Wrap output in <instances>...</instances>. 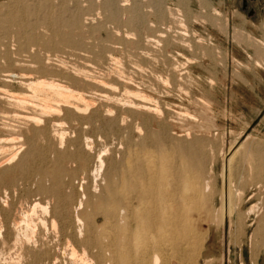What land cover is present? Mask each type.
I'll return each mask as SVG.
<instances>
[{"label": "rangeland", "instance_id": "rangeland-1", "mask_svg": "<svg viewBox=\"0 0 264 264\" xmlns=\"http://www.w3.org/2000/svg\"><path fill=\"white\" fill-rule=\"evenodd\" d=\"M112 1L113 2L115 1V3H113ZM249 7L254 8V14L252 15L248 14L247 8ZM263 8H264V0H250L248 2L246 9H243L241 7V0H107V1L106 0H0V90L3 91L5 89L3 91L5 92V94L0 93L1 97L4 96L2 98L0 97V99L4 100L5 96L7 95L5 98L6 101L4 100L5 102L0 100V110H1L0 111V130L2 131V132L0 131V136H1L0 146H2L6 142V139H8L6 144L2 146L3 148L0 147L1 148L0 149V159L8 156V154L10 153V150L11 151L15 150L18 147L21 148L19 149L20 153L18 154L17 159L15 158L14 161L11 162L10 164L4 163L3 165H1L0 172H3V171L6 172V170L8 171V169L10 172L11 169L9 167L11 166V164L13 165L16 162L22 160V157H24L25 154H26L25 157H27L28 151L30 152L29 154L33 152L31 156H29L28 154L29 157H27V159L30 161L29 162L30 164H27L25 162L23 164L24 166L19 169V170L22 169V171L23 169H25L26 171L27 168H29L30 173L28 170L25 173L24 171L23 172L19 171L17 172V175L14 178V182H13V179L8 183H2V181H0L1 183L0 187L2 188L0 189V196H1L0 197L1 199L0 200V208H1L0 211L4 213L3 209L5 208L8 209L7 217L9 216L8 218V220H10L9 223L14 224L12 223L13 221H15L13 219L18 220L22 218L23 209L24 210L30 209V207L32 206L31 203L33 202L32 199L35 200L34 202L37 201L43 205L48 204L50 211L57 208L56 207L53 209V207H55L54 203L56 204L59 203L58 198L56 197L55 191L59 189L60 186L59 185L55 186V183L52 181L53 176H51V173L56 172L55 168L57 167V165L59 166L60 163H61V166L62 165L69 166L73 162V161H70L71 160L70 156L72 155L71 153H73L74 149L76 148V145H77L76 138H78L79 134H81L80 130H82L80 127L74 128L79 121V120H76V118L81 119L79 118L81 113L80 112L76 113L77 111H75L74 113H71V110H70L72 109V111H74V107H75L74 105L76 104V102L81 103L82 100L77 98L78 96L74 95L75 98L73 96L65 97V95H60V94L55 95L54 92L53 93L50 92L49 94L48 93L49 91L48 92L40 91L41 93L38 91L35 93L38 95V97H36L37 95H35L32 92L33 91L32 89H28V86L26 88L24 81H22L23 80L22 77L23 76L31 77L32 75V77L35 79L42 78L44 80L47 79V81L49 80L50 82H53L52 79H54L55 73L57 74V76L55 75V78H56L60 74H61L60 76H63V74L67 72L66 74L67 77L63 76L59 78L60 77L59 76L58 81L57 79L56 80L54 79L55 80L54 84L56 86L58 85L62 86L61 85L63 84L61 83L63 82L62 79L65 80L66 78V81L64 83L65 85L64 84L63 85L67 86L68 88L71 85V87H73V89L70 88V90L72 89V92L80 90L77 92L78 94L85 95L84 91L85 92L87 91L86 95L89 93L88 94L89 96L88 95L87 96L91 98H88L87 96H85L86 102L88 103V105L86 106L87 109H85L86 112H84L83 114L88 115L90 113H87V111L88 112L91 111V113L94 114L93 117H95L96 116L95 113L98 111H101L99 110L100 108L102 109V111H106L105 113H107L106 115H104L105 113H102V111L101 113L98 112L99 114L97 113V116L93 118L92 124L95 123V126L93 125L94 128L92 132H95V134L97 133L96 135L99 136V143H101L102 145L99 144L98 148L99 149L107 148V152L108 151L110 152V154L108 152V156H105V157H109L108 162H110L111 160L114 161L113 158L121 157L120 155H122V153H125V151H126V154H123V155L128 157L130 154L129 158L131 159L133 158L131 156L134 153H137L138 151L141 152L142 156L145 155L146 152L148 155H145V156L147 157L148 156L153 157L154 155H157L158 152L154 151L153 148H151L153 147V142H152V145H150L151 144L150 140L152 139L148 138L149 141L147 140V142L148 143L150 142V143L146 145L150 148V150L148 148L146 149L145 146H143L144 148L141 147L142 138L140 136V133L137 130L138 128L136 129V126H135V123L140 116L137 122H142L146 126H152L151 128H159L161 126L160 129L162 131L172 132V130L173 131L177 130L178 132L183 133L185 138L183 136H181V138L184 140H187V142L189 141L193 142V149L197 153V157H199L200 160L201 159L204 160V161L202 160L201 161L205 165V169L207 172L206 176H208L207 177L208 179L211 178L209 179V181L211 180L210 188H209L211 190L210 191L211 195H209V199H207L206 203L204 202L203 204L201 203V205H200V201L196 202L197 204L199 203V205L196 207L197 204L196 203L194 204L193 213L190 210V215H192L194 218L195 217L197 218L199 215L197 219H193V217L191 216L192 218L191 221H193V223L191 222L193 224L192 230H194L195 228L197 232L194 230L195 232L193 233L194 234L197 233V235L192 236L193 234L190 233L191 235V236L189 235L190 237L187 236L183 239L179 238L175 240V242L166 241L162 243L161 244L162 251L160 250L157 253V256L159 258L153 255V253L148 254V255H141L139 254L141 253L139 249L137 250L135 249V251H132V252H127V255H124L126 253L122 254L124 251H122L123 249L121 248V245L118 244L117 242L115 244V248H116L115 249L112 241L111 240H110L111 242L109 241V239H112L115 237L116 232L118 233V230H117L118 226H116L115 223L114 224L112 223L110 225L111 222L106 223L105 225V222H102L103 217L98 215L96 221L100 224L101 228L100 227L97 228L96 226H93L96 224L93 221H91L92 219L91 218L90 221L93 222L94 224L93 225L91 224L92 226L87 224V226L88 225L89 227L91 226L89 228V230L91 231V232L89 231V237H91V240H95L96 237H99V239L97 238L96 240L97 241L99 240L98 243L100 244H103V242L106 240L103 244L104 246L101 245V247L103 249L105 246H107V249L105 251L108 254L105 253L106 255L104 256V258L105 259L112 258L108 260L109 262L108 264H113L115 262H117L115 264H264V242L262 241V239H264L263 238L264 231H261L259 239L257 236H255L254 239L250 238V236L248 237V233L250 232L252 233L253 229L256 227V223H252V222L255 220H260L261 217L263 220V222L261 223V229L264 230V217H263L264 216V11H263ZM25 9L28 11L26 12ZM18 10H20V12ZM5 17L6 19H4ZM51 17H53V19ZM59 17L61 18L58 20ZM75 17L79 18L80 22L81 21H84V22L75 24L74 23L76 21ZM59 21H61V23ZM70 23H72L74 26L72 25L73 26L72 27ZM30 24L31 26H29ZM23 25L29 28H26L24 30ZM35 26L36 28L38 26V28L41 31L39 32L38 31L39 29L38 28L36 29ZM30 27L31 28L33 27V28L31 29ZM21 29H23L24 32H26V30H29L31 32L32 30L33 31V33L31 32L32 35L34 34V35H38L39 37L41 36V44L40 42L39 43L37 42L36 44L34 43L35 41L31 43L29 42L30 45L33 46L34 48L39 46L38 48H36V51L38 52L34 51V49L31 46H28L29 44L27 43L31 38L30 36H28L29 40L27 39L26 41L23 40L24 36L27 33H25L24 35L22 33L23 30ZM70 30L72 32L74 31L73 36ZM29 31L27 32L30 34ZM41 32H42V35H40ZM21 33L23 37H21L22 36L20 35ZM44 33L45 35L47 33L49 34V35L48 34L46 35V39L44 38L45 37ZM68 33H71V34L69 35ZM63 36L66 37V40L67 38L72 40V44L70 43L71 41L69 42V40H67V42L70 45L66 42L65 39L64 40L60 39L61 37L64 38ZM60 41H61V44L63 42L62 44L63 46L65 45L63 47L65 51L63 48H61L62 45L58 46L60 45V43H58ZM48 42H49L48 44L49 49L47 47L45 48ZM64 42H66L68 45L64 44ZM40 46L42 47L41 49H40ZM52 46L54 47L51 48ZM24 47L26 48L24 49ZM28 48H29V51L31 50L30 53L28 51ZM44 48L46 51H44ZM38 49H40L42 52L39 53L40 51ZM59 49H61L60 50L61 52L62 51L65 53L67 52L69 54H64V53L60 54L61 53L60 51L57 52V50ZM48 50H50V52H53V53L55 52V53L54 54L49 53ZM27 51H28V54H27ZM46 52L49 55L52 54L49 57H51V60L53 59V61L55 59L57 61V59L64 57L63 59L61 58V61L59 62H63V61L64 63L66 62L65 65L64 63L60 64V66L62 65L61 66L62 68L58 66L59 67L58 69L56 65L58 61L56 63L55 61L54 62L52 61V63H54L52 64L49 57L47 58L48 55H46L47 54ZM31 53H33L32 54L33 56L30 55ZM34 54L37 57L41 55L42 61L39 60V58L37 59V57L35 59ZM100 54H101V57H103V59L100 57L98 58V55L100 56ZM55 55L58 56V58L53 57ZM108 58H110L111 60H109ZM112 59L113 60L115 59L116 61L114 60L112 62ZM45 60L46 61L48 60L47 61L48 63L45 62ZM38 61L42 63L40 64ZM70 61H71V64L69 63ZM59 62L57 63L58 65H59ZM37 63H38V66L36 65ZM73 63H75L77 66L75 64L73 65ZM98 63L103 64V65H100ZM105 63H107V66ZM31 64H34L32 66H36L37 70L40 66H43V65H44L43 66L44 68L46 67L49 70L51 68L53 69H51L52 71L51 70L48 71L47 69V72H46V69H44L43 67H40L42 70H44V72H40L41 69L39 68L40 69L38 70L40 72L39 73L34 67L31 66ZM97 64L100 66H98ZM84 65L85 67L87 65V68H89V69L86 68L87 71ZM91 65L94 66L95 68L97 66V70L100 68V71L102 72V74L100 73L99 70L97 71L95 69L94 71V67H91ZM55 66L56 68H54ZM68 66H70L69 68H73L74 71L70 72V70L72 69H68ZM74 66L76 67V69ZM105 66L106 67L109 66V69L112 67L113 68L110 69V71H108L109 69L106 70ZM80 67H84L85 72L84 71L82 72L81 69L83 68L78 69ZM138 67H140L141 70ZM55 69L56 71L59 70L58 72L61 71V73H57L53 71ZM90 69L93 70L94 72L92 73ZM104 69L108 73L106 72L104 74L105 72ZM118 69L122 72V74L124 73L123 74L124 76L122 74H119V77H118L119 79L117 78V76H118V73H121V72ZM63 70H65L64 71L65 73H63ZM88 70H90L92 74ZM76 71L80 72V74L79 73L77 74L79 76L81 75L80 77L76 75ZM81 72L83 76H85V78L82 76ZM113 73L115 74L113 75ZM8 74H10V76H7ZM69 74L70 76L71 75L72 76L70 77ZM86 74H90V75H86ZM94 74L99 77L101 76L102 79L103 78L105 79V77L108 74H111L112 76L108 75L109 79L108 77H106L107 79L105 80L107 81L105 83L107 84L110 83L112 87L117 86L116 88L112 90L114 92H112L111 90L103 89L105 87H103L102 85H100V88H101L100 89L98 84L96 82L94 83L92 79V76H94ZM50 75H53V76L51 77ZM152 76L155 77L156 79L153 78ZM90 77L91 79H88ZM157 77L158 79L160 78V81L161 80L162 81L160 82L157 79ZM162 77L163 79L166 77L164 80L168 79L167 82H163L164 80L161 79ZM71 78L72 80L73 79L74 80L72 81ZM78 78H81L82 83L83 81L84 83L87 82L85 81V79L88 80L89 84L87 82L85 83V85H80L82 83L80 79ZM122 78L127 79L128 81ZM145 78H147L148 80L150 79L149 80L150 82L149 81L147 82V79ZM144 79L145 81H143ZM56 81L57 83L59 82L61 84H56L55 83ZM67 81L69 82V84L67 83L66 85ZM130 82H132L133 84H131ZM137 82H140V83L142 82L143 84L138 83L140 84L138 85ZM20 83L22 84V86ZM93 83L94 85L93 87H91ZM161 83H163L162 84L163 86L161 85ZM96 84L98 87L96 86L94 88ZM149 84H150V87L154 89V91L153 89L149 91V88H150ZM153 84L155 85L154 86L155 88L152 87ZM156 84H158V86H156ZM134 85H136V87ZM144 85H148V86H144ZM74 86H75V90H74ZM78 86H80L81 88ZM140 86L143 87V89H141ZM24 87H25V90H24ZM126 88L131 91L133 89L135 90V88L137 90H139L140 88V90H143L145 94L151 96V97L149 96L151 98L150 99L151 103H153L155 99V102L153 104L155 103L157 104L158 102L159 106H163V110L164 109L165 110L167 109V110L166 111L164 110L161 116V115H158L146 109L137 110L136 108H133L131 106L132 105L131 102H128V101L131 99L134 100L133 97L131 96H135V95L133 93L129 94L130 91H128ZM156 88H157L156 90L157 92L155 91ZM161 88L166 89L167 92L169 91V93L165 92L166 90L164 91V89L162 90ZM81 89L83 90L82 91L83 93H80ZM93 90L94 92H92ZM117 90L119 91L117 92ZM160 90H162L163 94H160ZM23 92L28 93V95H26L27 101L29 100L28 97L30 98L32 93L34 94V95L32 94V96H35L36 99L35 97H33L34 98L33 99L31 96L33 101L30 98V101L28 102L25 101V104L19 105L18 103L14 104L15 102L11 100V98L13 99V97L8 95V94H16V93H20L19 95H21L23 94ZM99 92H100V95H99ZM103 92L104 94H102ZM110 92L112 93L116 92L115 94L117 95L118 100H117L116 95ZM125 92L126 94L124 95ZM150 92H153V93L151 94ZM119 93H120V96H119ZM23 95H25V93ZM45 95L46 97H49V95L51 97H49L48 99L46 97H43ZM52 96L54 97V99ZM92 96H94V99H92L93 98ZM105 96L107 97L105 98ZM125 96H127V98ZM42 97L45 100H43ZM122 97L123 98L125 97V99L123 100ZM51 98H52V102H50ZM46 99H48L47 103H50L52 105H55L57 103L55 106H58V108L56 107L57 108L56 111L50 110V113H49V116L51 115L50 117L46 116L47 114L44 115L43 108H45V106L42 105L41 107L40 105L41 103L42 104L46 103V102H43V101H46ZM89 100H91V103L89 102ZM161 100L164 102H162ZM35 101L37 105L34 104ZM53 101L54 102L59 101V102L53 103ZM74 101L76 102L73 103ZM92 101H95V102H92ZM115 101L116 103L114 104ZM6 102H11L12 106L10 103H9L10 106H7L8 103ZM58 103H60L61 105ZM82 103L84 104V102ZM97 103L99 104L98 106H96ZM63 104L66 106H64ZM108 104H111V105H108ZM114 105L115 107L113 108ZM179 105L181 108H179ZM38 106H40V108ZM88 106H90V108L92 109H90ZM122 106L123 107L125 106L126 108L125 107L123 108ZM64 107H66V109H64ZM102 107H104L105 109L107 108V109L104 110ZM111 108L113 110L115 109L114 111H117V110L118 111L114 112ZM129 108L130 109L133 108L132 110L134 113L131 111H129L128 113L127 110H129ZM22 109H24L23 111L25 113L26 112L30 113L33 111L32 113L34 114H32L33 116L31 115V117H37L43 120L41 121L39 119L36 121V124H35V121L24 119L23 117L16 118L18 116L20 117L23 114L30 116L28 113L25 114L23 113V111H20ZM33 109L35 110L37 109L39 113H36L37 110L34 111ZM58 109L59 111L60 110L62 111L59 112ZM178 109L183 112V115H180V118L177 119L176 117H178V115L176 111ZM68 110H70L71 115ZM94 111L96 112L94 113ZM139 111H141L142 113H140ZM18 112L19 114L17 115ZM108 112L114 113L113 114L114 118H113L112 113L109 114ZM123 113L125 114V116L123 115ZM188 113L190 115H188ZM76 114L77 115L80 114V115L76 116ZM144 114L147 115V116L145 115L146 118H143ZM149 114L152 117L149 116ZM170 114L171 116H169ZM14 115H15V118H13ZM108 115H109V119H108ZM68 116L69 118H67ZM72 116H74L75 118L73 119L70 118ZM148 116L151 117V121L149 120L150 118ZM116 117L118 118L116 119ZM133 117L135 118L132 121ZM102 118L105 121H103ZM114 119L115 121H113ZM118 119L119 121L117 123L116 120ZM175 119L177 122L175 121ZM2 120L4 121V123ZM94 120H96V122ZM15 121L16 123H14ZM18 121H21V123ZM22 121L23 122L26 121V123H23ZM52 121H53L52 123L53 125L51 124L50 126V123ZM58 121L59 123H57ZM109 121L111 122L109 123ZM148 121H150V123L152 124L154 122V124L152 125ZM157 121L159 123H161L162 121V123L159 124ZM171 121H173L174 123H172ZM119 122L121 123V128H120ZM9 123L10 124L14 123L12 124L14 126L9 125ZM147 123H149L150 125L149 124L147 125ZM7 124L10 126V129L7 127L8 126ZM46 124L47 125L49 124V125L46 127ZM106 124H109V128H108V125ZM156 124L159 126H155ZM4 125L6 127L5 129L3 128ZM98 125H101V126H98ZM38 126L40 129L38 128ZM60 126L62 127L61 130H60L61 128ZM66 126L70 127L69 128L70 130L67 129ZM25 127L27 130L25 129ZM133 127L136 129V131H134L135 129ZM165 127H166V130H165ZM50 128L53 129L51 132H49L51 130ZM63 128L66 134L64 133ZM119 128L120 130H118ZM66 129L69 131H67ZM37 130H38V133H37L38 135L36 134ZM46 130H48V132ZM39 131L40 132L45 131V134H43L44 132L39 133ZM53 131H57L59 137H60L59 135L60 132L64 133L63 143H67L66 145L64 144L65 146H63L62 143H61L62 144L61 146L59 142L60 141L59 137L55 136L56 137L55 138L54 136H52L54 135ZM187 131L191 133L188 136H185V133ZM73 132L74 134H71ZM197 133L200 135L197 136L196 135ZM31 134L32 135L34 134V136L32 137ZM67 134H69L70 137L69 135L67 136ZM205 134L207 136H205ZM66 136L67 138H65ZM201 136L203 138H201ZM34 137L36 138L33 139ZM52 137L56 139L55 143H54L55 139L53 140ZM66 139L69 141V143ZM8 141L11 143H8ZM201 141L202 142L205 141V142L202 143ZM104 142L106 143V145ZM103 143L105 146L103 145ZM251 143H253L252 146L248 147L250 146ZM56 144H58L59 147ZM72 144H74V147H75L74 149L73 147H71ZM112 144H114L115 147ZM122 145H124L123 148H122ZM131 146L134 147L137 150V152ZM253 146H255L254 147L255 149H253ZM34 147L36 148L34 149ZM61 147H64V148L68 147L67 148L68 150L65 148L66 153H64L65 151L62 152L64 148L62 149ZM112 147L114 149H112ZM116 147L118 148V150ZM130 147L132 149H130ZM167 147L169 150H171L169 146ZM196 147H198L199 150L196 149ZM32 148L34 150H32ZM56 148L57 149L59 148V150L55 151ZM139 148H142L144 151H141L142 149H139ZM69 149L72 152H70ZM126 149H128V151ZM151 149L154 152V154L151 151ZM131 150L133 151L135 150V151L134 152L132 151L133 152L132 153ZM251 150L252 151L254 150V151L251 152ZM60 151L62 152V154L64 153L63 155L65 156L67 154L68 156L67 159L65 158V156L62 157V154ZM117 151H119V155ZM199 151H201L202 153H200ZM55 152H57V155H55ZM59 152L62 158L59 156ZM249 152L250 154L253 153V156L251 154V157H250ZM3 153H5V155ZM42 156L45 158H43ZM114 156H117V157H114ZM133 156H135V154ZM57 157H60L58 159H61L63 161L65 158L66 159L64 161L65 163L64 162L57 163L59 160L54 159ZM47 158L49 159L47 160V162L48 164L50 163V165H48L46 162ZM40 159L41 160L43 159V160L41 161ZM52 160L55 162L57 161L55 165ZM113 161L110 163H114ZM42 162L45 163V166ZM66 162H69V163L66 164ZM41 164L43 165V167L41 166ZM72 164L70 166L74 165ZM46 165L48 167L47 170L51 169V171L49 170L47 172V170L45 169L47 168ZM30 166L32 168H30ZM39 167L40 169H43L45 167L44 168L45 170L43 169L42 171L43 172L46 171L47 173L51 172V173L47 175L46 172H44L46 174L45 177H43L44 175L39 176L40 174L43 173V172L41 173L40 172L41 170L39 169L40 171L39 170L38 171L40 172V174H38L39 172L36 170ZM211 167H212V171L210 173L209 171L211 170ZM27 172L29 173V175L27 174ZM208 172L210 173V175ZM1 177L2 175L0 174V180H1ZM49 178H51L50 181H49ZM75 182L77 183L78 179ZM9 183H12V184H9ZM43 183L44 185L45 184L46 185L42 186ZM3 184H6V185L3 186ZM52 185H54L57 189L55 187L52 188L51 187ZM77 186L78 187L80 186L79 183L77 184ZM45 187L52 188V189L47 188L48 192H46L47 189ZM39 188L41 191L43 190L47 194L43 191L41 192ZM72 189L73 188L70 187L69 189H67V191H71ZM52 190L54 192H52ZM80 191L81 190H79V192ZM221 193H222V196H219L221 195ZM45 196L47 198H45ZM4 197L6 198L5 200H4ZM220 197H223V198L221 199ZM54 200L55 201L57 200V201L54 202ZM208 201L210 202V204ZM6 203L7 204L9 203L10 205H12V208L9 204L7 205ZM222 203L223 205H221ZM5 204L8 207L3 206ZM202 205L203 206L205 205V206L203 207ZM2 206L5 208H2ZM215 206L217 208H219L220 206L219 212L214 211V208H216ZM228 206L229 208H231L230 210H231L232 215L230 216L234 215L232 217L233 219L232 221L229 219L230 216L228 215L226 216L227 211H229L227 210ZM252 206L254 208L252 211L253 213L252 214L247 213L248 215L247 214L243 215V218H244V221H243V218L241 217L242 213L244 214V211L245 210L247 211L248 208ZM9 207L13 210V211L10 210L12 213L9 211ZM91 207L92 206H90L89 209ZM232 207H233V210H232ZM57 209L59 210V208ZM205 210L207 211L206 213H205ZM38 211L39 212L41 211V212L39 213ZM96 211L97 210H95L92 207L90 209V212H91L90 215L96 213ZM241 211L243 212L241 213ZM37 212L39 213V215H43V212L42 210L39 209V207H38V210L36 211V215H38ZM236 212H239L238 214L240 215V217ZM19 214L21 215V218ZM235 214L238 216H236ZM15 217H18V219ZM202 217L203 219H201ZM215 217H216V220H215ZM1 218H2V213H0V219ZM58 218H59L58 226L60 228L62 227L61 225L64 224L63 228L65 230L70 229L69 228L70 224H67V222H64L66 221L65 217H58ZM239 218H242V220L240 219L241 222L238 221ZM222 219L223 221H221ZM67 220L69 221V219ZM229 222H231V224ZM101 223L102 225L104 224L103 229H102ZM250 223L252 224L250 225ZM114 225L116 227H114ZM83 226L84 228H87L86 224L85 225L83 224ZM110 226H113L111 230H110L111 228ZM206 226H209V232L207 233V236H198V234L202 233L200 231H203V232L207 231ZM48 227H49L48 233L50 232L48 234L50 235L48 236L49 237L48 239H50L52 236L51 232H53L51 230H53V228L50 225ZM106 227H110V228H106ZM91 228L93 229L91 230ZM96 232L99 234H96ZM109 232H111V234L115 232V234L111 235ZM90 233H93V234H90ZM100 234H101V237H102V234L106 236V237L105 236L102 237L103 242L101 241V237L99 236ZM95 235L97 236L95 237ZM108 235H110V238H107L109 237ZM104 238L106 239L104 240ZM74 239H72L73 242L76 240L77 241L72 244H74V247L76 246L75 248L76 250L78 249L77 250L78 253L82 254L83 243L81 242L80 239H76V237H74ZM97 241L95 242L97 243ZM64 242H65V239H63V243ZM106 242H108V245H106L107 244ZM65 244L66 243H64L63 246H66ZM39 247H40V250L38 247L35 249V251L33 248H31L32 253L30 252L28 256L26 254V259L28 263L25 262V264H31L35 261H37V263L42 264V262H40L41 259L39 260V258L42 257V260H43V251L41 250V245ZM92 248L97 249L95 247H92ZM111 248L115 250V252L114 250L113 251L111 250L113 253H115L113 255H112V252L108 250ZM36 250L39 251V254L40 253L42 254L38 255L37 253L38 251ZM67 251H70L69 246H67ZM34 252L36 255H34ZM130 253L131 255H129ZM12 255L14 256L15 252H13V254L9 256L7 255L8 258L6 254L3 255V257L0 254V260L2 258H5L6 260L3 262L5 264L9 263L10 260H11L10 262H12L13 259L15 261V262L13 261L15 264H18L17 261H19V263L21 262L20 260H17L18 258L16 257V255L15 257L17 259L15 257L13 258ZM27 257L30 259H28ZM106 257H109V258H106ZM156 258H158L157 262H156ZM30 260L33 262H31ZM24 261L26 260L24 259L20 264H23Z\"/></svg>", "mask_w": 264, "mask_h": 264}, {"label": "bare ground", "instance_id": "bare-ground-1", "mask_svg": "<svg viewBox=\"0 0 264 264\" xmlns=\"http://www.w3.org/2000/svg\"><path fill=\"white\" fill-rule=\"evenodd\" d=\"M107 1V0H106ZM22 2V1H21ZM110 2V1H109ZM113 2V1H112ZM111 3V2H110ZM113 3H115V1L113 2ZM22 5H24V4H22ZM105 5H107V4H105ZM114 6V5H113ZM23 8H24V6H23ZM19 9V8H18ZM23 10V9H22ZM26 10V9H25ZM19 12H20V10H18ZM28 10H26V12H27ZM21 13H22V11H21ZM27 14V13H26ZM29 14V13H28ZM22 15V14H21ZM131 15V14H130ZM51 16V15H50ZM53 16V15H52ZM54 17V16H53ZM53 17H51L52 19H53ZM56 17H58V16H56ZM77 17V16H76ZM75 17V18H76ZM92 17V16H91ZM48 18H50V17H48ZM61 17H59L58 18V20L60 19ZM84 18V17H83ZM4 19H6V17L4 18ZM74 19V18H73ZM85 19V18H84ZM83 19V20H84ZM9 20V19H8ZM63 20V19H62ZM64 20H66V19H64ZM75 20V19H74ZM93 20V19H92ZM30 21V20H29ZM40 21V20H39ZM55 21V20H54ZM72 21V20H71ZM60 23H61V21H59ZM69 22V21H68ZM81 22H84V21H81ZM80 22V19L79 18H76V21L74 22L75 24H79V23H81ZM28 23V22H27ZM57 23V22H56ZM62 23H63V21H62ZM73 23V22H72ZM72 23H70L71 24V26L73 25ZM89 24V23H88ZM22 25V24H21ZM60 25V24H59ZM25 25H23V28H24V30L26 29V28H29V27H24ZM28 26V25H27ZM29 26H31V24L29 25ZM32 26H34V25H32ZM39 26V25H38ZM38 26H37V28H38ZM69 26V25H68ZM70 26V27H71ZM74 26V25H73ZM72 26V27H73ZM22 27V26H21ZM20 27V28H21ZM44 27V26H43ZM59 27V26H58ZM19 28V29H20ZM31 28V27H30ZM33 28V27H32ZM31 28V29H32ZM35 28H36V26H35ZM36 28V29H37ZM79 28V27H78ZM39 29V28H38ZM42 29V28H41ZM72 29V28H71ZM21 30H23V29H21ZM24 30L22 31V33L25 35V33H27L25 36H30L31 38H30V40H29V37L27 38V37H25L24 36V39L23 40H25L26 41V39L27 40H29L28 41V43L27 44H29L28 46H31L30 45V43L31 42H34V43H36L37 44V42L39 43L40 42V44H41V36L39 37L38 35H32L31 34V32L33 33V31L31 30V32L29 31V30H26V32H24ZM48 30V29H47ZM27 31H29L30 32V34L27 32ZM39 32L41 31L40 29L38 30ZM55 31V30H54ZM71 31V30H70ZM48 32V31H47ZM67 32V31H66ZM72 32V31H71ZM74 32V31H73ZM73 32H72V36H73ZM22 33L20 34V35H22ZM46 33V32H45ZM45 33H44V38L46 39V35L48 34H46L45 35ZM60 34V33H59ZM67 34V33H66ZM69 35L71 34V33H68ZM40 35H42V32H41V34ZM49 35V34H48ZM56 35V34H55ZM64 35H65V33H64ZM76 35V34H75ZM21 37H23V35L21 36ZM20 37V38H21ZM49 37V36H48ZM64 38H60V39H65L66 40V37L65 36H63ZM51 38V37H50ZM54 38V37H53ZM149 38V37H148ZM58 39V38H57ZM59 39V40H60ZM73 39H74V37H73ZM75 39H76V37H75ZM67 40H69V42L72 44V40H70V39H68L67 38ZM67 40H66V42H67ZM49 41V40H48ZM57 41V40H56ZM55 41V42H56ZM155 41H157V40H155ZM30 42V43H29ZM46 42V41H45ZM66 42H64V44H67ZM76 42V41H75ZM22 43V42H21ZM42 43H43V41H42ZM57 43V42H56ZM58 43H60V45H58V46H61L62 44H63V42H62V44H61V41L60 42H58ZM33 44V43H32ZM48 44H49V42L46 44V46H45V48L47 47L48 48ZM54 44V43H53ZM69 44V43H68ZM67 44V45H68ZM106 44V43H105ZM24 45V44H23ZM22 45V46H23ZM35 45V44H34ZM43 45H45V44H43ZM43 45H42V47H43ZM50 45H52V44H50ZM49 45V46H50ZM55 45V44H54ZM70 45V44H69ZM26 46V45H25ZM37 46V45H36ZM57 46V45H56ZM65 46V45H64ZM63 45H62V47L61 48H63L64 47ZM33 49H34V51H36V48H38L39 46H37L36 48H34L33 46H31ZM41 46H40V49L42 48ZM54 46H52L51 48H53ZM26 47H24V49H25ZM31 48V49H32ZM45 48H44V51H46L45 50ZM56 48V47H55ZM54 48V49H55ZM60 48V47H59ZM32 49V50H33ZM40 49H38L40 52L39 53H41L42 51L40 50ZM49 49V48H48ZM57 49V48H56ZM64 49V48H63ZM66 49H67V47H66ZM69 49V48H68ZM52 50V49H51ZM61 49H59V50H57V52L58 51H60ZM73 50V49H72ZM26 51V50H25ZM28 51H29V48H28ZM28 51H27V54H28ZM49 51V53H53V52H50V50H48ZM47 51V52H48ZM54 51V50H53ZM64 51H65V49H64ZM70 51V50H69ZM31 52V50L29 51V53ZM33 52V51H32ZM36 52H38V51H36ZM35 52V53H36ZM46 52V53H47ZM61 52V51H60ZM59 52V53H60ZM55 53V52H54ZM53 53V54H54ZM58 53V54H59ZM62 53H64V54H69V53H65V52H61L60 54H62ZM103 53V52H102ZM33 53H31L30 55L31 56H33L32 55ZM59 54V55H60ZM99 54V53H98ZM46 55H48L47 56V58L49 57V56H51L52 54H46ZM109 55V54H108ZM27 56H29V55H27ZM42 56H43V54H42ZM45 56V55H44ZM61 56H63V55H61ZM68 56V55H67ZM104 56V55H103ZM34 57H35V59H36V55L34 54ZM53 57H57L58 58V56H53ZM52 57V58H53ZM71 57V56H70ZM102 58L103 59V57H101V54H100V56L98 55V58ZM107 57H109V56H107ZM107 57H105V58H107ZM33 58V57H32ZM39 58V60H41L42 61V59H41V55L40 56H38L37 57V59ZM62 58V57H61ZM61 58H59V59H57V61L59 62V61H61ZM64 58V57H63ZM62 58V59H63ZM49 59L51 60V57H49ZM65 59H67V58H65ZM109 60H111L110 58H108ZM107 59V60H108ZM99 60V59H98ZM105 60V59H104ZM115 60V59H114ZM113 59H112V62L114 61ZM34 61V60H33ZM48 61V60H47ZM46 60H45V62H47ZM52 61H53V59L51 60V63H52ZM55 61V63L57 62L56 61V59L54 60ZM53 61V62H54ZM66 61V60H65ZM72 61V60H71ZM71 61L69 62L70 64H71ZM116 61V60H115ZM118 61V60H117ZM35 62H37V61H35ZM39 62V61H38ZM57 62V63H58ZM68 62V61H67ZM106 62V61H105ZM111 62V61H110ZM40 63V62H39ZM42 63V62H41ZM40 63V64H41ZM48 63V62H47ZM56 63V65H57V68L59 69V67L58 66H60V64H62V63H64V61L63 62H59V65ZM66 63V62H65ZM65 63H64V65H65ZM102 63V62H101ZM39 64V65H40ZM52 64H54V63H52ZM68 64V63H67ZM75 63H73V65H74ZM89 64V63H88ZM87 64V65H88ZM98 64H100V63H98ZM97 64V65H98ZM106 64V66H107V63H105ZM117 64H119V63H117ZM117 64H115V65H117ZM32 65H34V64H31V66ZM37 66H38V63L36 64ZM46 65V64H45ZM69 65V64H68ZM72 65V66H73ZM76 65V64H75ZM87 65H86V67H85V65H84V67H85V69L87 68ZM100 65H103V64H100ZM100 65H98V66H100ZM109 65V64H108ZM168 65V64H167ZM44 66V65H43ZM43 66H40V67H43ZM50 66V65H49ZM54 66V65H53ZM62 66V65H61ZM60 66V68H62ZM77 66V65H76ZM105 66V67H106ZM114 66V65H113ZM32 67H34L35 69L37 68L36 66H32ZM39 67V68H40ZM51 67V66H50ZM70 66H68V69H72V70H70V72L71 71H74L73 70V68H69ZM75 67V66H74ZM84 67H80V68H78V69H81V68H83V69H81L82 70V72L84 71L85 72V69H84ZM91 67H94V66H92L91 65ZM90 67V68H91ZM104 67V68H105ZM115 67V66H114ZM169 67V66H168ZM38 68V70H40ZM44 68V67H43ZM54 68H56V66L54 67ZM66 68V67H65ZM102 68V67H101ZM113 68V67H112ZM112 68H110V69H112ZM139 69H140V67H138ZM44 69H46V72H47V69L48 68H44ZM51 69H53V68H51ZM50 69V70H51ZM57 69V70H58ZM63 69H64V67H63ZM67 69V68H66ZM65 69V70H66ZM75 69H76V67H75ZM77 69V70H78ZM87 69H89V68H87ZM87 69H86V71H87ZM95 69L97 70V66H96V68L94 67V71H95ZM109 69V66L108 67H106V70H108ZM110 69L108 70V71H110ZM136 69V68H135ZM37 70V69H36ZM37 70V71H38ZM49 69H48V71H50ZM65 70H63V73H65L64 71ZM81 70H79V71H81ZM91 70V69H90ZM90 70H88V71H90ZM99 71H100V68L98 69ZM97 70V71H98ZM102 70V69H101ZM105 69H104V74L107 72ZM119 70V69H118ZM141 70V69H140ZM52 71V70H51ZM53 71H55V72H57V73H61V71L60 72H58V71H56V69L55 70H53ZM92 71V73L94 72L93 70H91ZM91 71H90V73H91ZM112 71V70H111ZM120 71V70H119ZM39 72V71H38ZM40 72H44V70H42L41 69V71ZM39 72V73H40ZM82 72H81V74H82ZM113 72V71H112ZM117 72V71H116ZM121 72V71H120ZM136 72V71H135ZM50 73V72H49ZM54 73V72H53ZM80 74V72H77L76 71V75L77 74ZM89 73V72H88ZM91 73V74H92ZM97 73V72H96ZM99 73V72H98ZM100 73L102 74V72L100 71ZM108 73V72H107ZM170 73V72H169ZM30 74V73H29ZM67 72L65 73V74H63V76L64 77H67ZM75 74V73H74ZM101 74H99V75H101ZM103 74V75H104ZM115 73H113V75H114ZM119 74H122V72L121 73H118V76L117 75H115V76H117V78L119 77ZM124 74V73H123ZM122 74V75H123ZM55 75L57 76V74L55 73ZM55 75H54V79L56 80L57 79V81H58V77L61 75H59L58 77H56L55 78ZM86 75H90V74H86ZM102 75V76H103ZM108 75H111V74H108ZM106 76V77H108V79H109V76ZM144 75V74H143ZM6 76V75H5ZM7 76H10V74H8ZM12 76V75H11ZM27 76V75H26ZM51 77L53 76V75H50ZM63 76H60L59 78H61V77H63ZM69 76H70V74H69ZM72 76V75H71ZM70 76V77H71ZM75 76V75H74ZM78 77H80L79 75H77ZM82 76H83V74H82ZM105 76V75H104ZM112 76V75H111ZM124 76V75H123ZM141 76V75H140ZM148 76H149V74H148ZM22 77V76H21ZM31 77H32V75H31ZM31 77H22L23 78V80L22 81H24V84L26 85V88H27V86H28V89H32V90H30V91H32L34 94L36 93V92H40V91H42V92H48L49 94H50V92L51 93H53L54 92V94L56 95H58V94H60V95H65V97L66 96H73L74 97V95L75 96H78L77 98H79V99H81L82 101H81V103H77L76 101H74L73 103H75L76 102V104L74 105L75 107H74V111H72V109H70L71 110V113H74L75 111H77L76 113H78V112H80L81 113V115H80V117L79 118H81V119H78V118H76V120H79L78 121V123L76 124V126L74 127V128H78V127H80L82 130H80L81 132V134H79L78 132V134H79V136H78V138H76V140H77V145H76V148L74 147V144H72V146L71 147H73V149H74V152L73 153H71L72 155L70 156L71 157V160L70 161H73L72 163L74 164H72L73 166H65V165H62L61 166V163H60V165L58 166L57 165V167L55 168L56 169V172L55 173H51V172H49V173H51V176H53V182L55 183V186H57V185H59L60 186V188H59V186H58V188L59 189H57L54 185H52L51 187L53 188V187H55L57 190L55 191L56 192V197L58 198V204H56V203H54L55 205V207H53V209L54 208H59V210L56 208V209H54V210H52V211H50L49 210V205L47 204V205H43V204H41L40 202H34L35 200H33L32 199V206L30 207V209H28V210H24L23 209V214H22V218H21V215H20V218L21 219H18V217H15V218H17L18 220H16V219H13V220H15V221H13L12 223H14V224H10L9 223V221L10 220H8V218H9V216L7 217V213H8V209L7 208H5V207H3V206H7L6 204L5 205H3L2 206V208H5V209H3L4 210V213L2 212V211H0V213H2V218L0 219V254L2 255V257H3V255H5L6 254V256L8 255H11V254H13V252H15V255H16V257L18 258H16L15 257V255L13 256V258L15 257L17 260H20L21 262L25 259L26 261H24L23 262V264H25V262L26 263H28L27 262V259H26V254H27V256L30 254V252H31V248H33L34 249V251H35V249L38 247L39 248V250H40V245H41V250L43 251V260H42V257H40L39 258V260L41 259V261L40 262H42V264H108L109 262H108V260H110V259H112V258H110V259H105L104 258V256L106 255L105 253H107L105 250L107 249V246H105L103 249H102V247H101V245L102 246H104L103 244H104V242L106 241L105 239L106 238H104V242H103V240H102V237L103 236H105L104 234H102V237H101V234L99 235L100 237H101V241L103 242V244H100V243H98L99 242V240L97 241L96 239L98 238L99 239V237H96L97 235H95V237H96V239L95 240H91V237H89V228L95 223L96 225H93V226H96L97 228L98 227H100L101 228V226H100V224L96 221V219H97V216L98 215H100V216H102L103 217V221L102 222H105V225H106V223H109V222H111L110 223V225L113 223H115V225L116 226H118V233L116 232V235H115V237L114 238H112V239H109V241L111 240L112 241V243H113V246H114V248H115V244L118 242V244H120L121 245V248L123 249L122 251H124L122 254H124V253H126V254H124V255H127V252H132V251H135V249L137 250V249H139L140 251H141V253H139V254H141V255H148V254H151V253H153V255H155V256H157V253L161 250L162 251V246H161V244L162 243H164V242H166V241H174L175 242V240H177V239H179V238H185V237H187V236H189L190 235V233H192L193 235L192 236H194V235H197V233L196 234H194L193 232H197V230H195V228H194V230H192V223H193V221H191V216L192 215H190V210L192 211V213L194 212L193 210V208H194V204L196 203V202H199L200 201V205H201V203L203 204V202L204 203H206V201H207V199H209V195H211L210 194V182H211V180L209 181V179H211V178H207L208 176H206V174H207V172H206V169H205V165L203 164V162L202 161H204V160H200L199 159V157H197V153L195 152V150L193 149V142H191V141H189V142H187V140H184V139H182L181 138V136H183L184 137V135H183V133H180V132H178L177 130L175 131H173L172 130V132L171 131H168V132H166V131H162L161 129H160V127L159 128H151L152 126H146L145 124H143L142 122H137L138 120H139V118H140V116H139V118H138V120L136 121V123H135V126H136V129L138 130V132L140 133V136H141V138H142V143H141V147L142 148H144L143 146H145L146 147V149L148 148L149 150H150V148L148 147V146H146V145H148L150 142H151V144L150 145H152V142H153V147H151V148H153V150L154 151H156V152H158L157 153V155H154L153 157H151V156H145V155H148L147 154V152H146V154L145 155H143L142 156V154H141V152L140 151H138L137 152V150L134 148V147H132L133 149H135L136 150V152L137 153H134L135 154V156H131V157H133L132 159L131 158H129V156H130V154L129 153H127V154H129V156L128 157H126V156H124L123 154H126V151H125V153H122V155H120L121 157H117V156H114V157H117V158H113L114 159V161L113 160H111V158H110V162H114V163H110V162H108L109 161V157H105V156H108V152H107V148H105V149H99L98 148V146H99V144L100 145H102L101 143H99V136H97L96 134H95V132H92V130H93V125L95 126V123L94 124H92V120H93V118H95L96 116H97V113L99 112V113H101V111H102V109L100 108L99 110H101V111H98V112H96V111H94V113L96 114V116L95 117H93V113H91V111H87V113H90V114H88V115H84L83 113L84 112H86L85 111V109H87V105H88V103L86 102V97L85 96H87L86 95V92L84 91V93H85V95L84 94H78L77 92L78 91H80V90H78V91H74L75 90V86H74V92H72V89H73V87H71V85H70V87L68 88L67 86H64L65 84V81H66V78H65V80L64 79H62L63 80V82H61V83H63V84H61V83H57V81L55 82L56 84H61L62 86H60V85H58V86H56L55 84H54V79H52L53 80V82H50L49 80L47 81V79L46 80H44V79H35V78H31ZM69 77V78H70ZM84 78H85V76H83ZM101 77V76H100ZM99 76H96L95 74H94V76H92V79H93V81H94V83L96 82L97 84H98V86H99V88H100V85H102L103 87H105V88H103V89H107V90H113L114 88H116V87H112V85H110V83L109 84H107V83H105L107 80H105V79H107L106 77H105V79L103 80L102 79V77L100 78ZM127 77V76H126ZM153 77V76H152ZM159 77V76H158ZM158 77H157V79H158ZM9 78V77H8ZM11 78V77H10ZM73 78H75V77H73ZM77 78V77H76ZM87 78V77H86ZM114 78H116V77H114ZM113 78V79H114ZM121 78V77H120ZM129 78V77H128ZM142 78V77H141ZM144 78V77H143ZM153 78H155V77H153ZM166 78V77H165ZM164 78V79H165ZM168 78V77H167ZM50 79V80H51ZM78 79H80V81H81V83H82V80H81V78H78ZM88 79H91V77L90 78H88ZM119 79V78H118ZM122 79H124V78H122ZM121 79V80H122ZM132 79V78H131ZM145 79H147V78H145ZM145 79L143 80V81H145ZM156 79V78H155ZM155 79H154V81H155ZM161 79H163V77L161 78ZM163 79V80H164ZM21 80V79H20ZM67 80H68V78H67ZM71 80H72V78H71ZM71 80H70V82H71ZM74 80V79H73ZM72 80V81H73ZM124 80H126V81H128L127 79H124ZM150 80V79H149ZM148 79H147V82L149 81ZM159 81H160V78L158 79ZM168 80V79H167ZM167 80H164L163 82H167ZM75 81H77V80H75ZM79 81V80H78ZM85 81H87L88 82V84H89V81L88 80H86L85 79ZM114 81V80H113ZM137 81V80H136ZM140 81V80H139ZM142 81V80H141ZM162 81V80H161ZM160 81V82H161ZM87 82H85V83H87ZM91 82V81H90ZM110 82V81H109ZM135 82V81H134ZM150 82V81H149ZM156 82H158V81H156ZM67 83L69 84V82L67 81L66 82V85H67ZM76 83V82H75ZM78 83H80V82H78ZM77 83V84H78ZM85 83H84V81H83V83L82 84H80V85H85ZM94 83L92 84V86L91 87H93V85H94ZM131 84H133L132 82H130ZM136 83V82H135ZM134 83V84H135ZM138 83H140V82H137V84ZM151 83H153V82H151ZM150 83V84H151ZM169 83V82H168ZM21 84V83H20ZM70 84H72V83H70ZM97 84L94 86V88L97 86ZM112 84V83H111ZM130 84V85H131ZM136 84V85H137ZM140 84H143L142 82L140 83ZM140 84H138V85H140ZM147 84V83H146ZM150 84H149V87H150ZM163 83H161V85H162ZM73 85H75V84H73ZM90 85H91V83H90ZM89 85V86H90ZM136 85H134L135 87H136ZM165 85V84H164ZM21 86H22V84H21ZM24 86V85H23ZM97 86V87H98ZM144 86H148V85H144ZM155 85L153 84V86L152 87H154ZM156 86H158V84H156ZM163 86V85H162ZM77 87V86H76ZM78 87H80V86H78ZM137 87H139V86H137ZM141 87V86H140ZM169 87V86H168ZM70 88H72L71 90H70ZM81 88V87H80ZM79 88V89H80ZM84 88V87H83ZM82 88V89H83ZM88 88V87H87ZM125 88V87H124ZM148 88V87H147ZM155 88V87H154ZM2 89V88H1ZM27 89V90H28ZM76 89H78V88H76ZM81 89V92L80 93H83L82 91L84 90H82ZM101 89V88H100ZM127 89V88H126ZM141 89H143V87H141ZM151 89H153V88H149V91L151 90ZM162 90L164 89V88H161ZM168 89V88H167ZM5 90V89H4ZM3 90V91H4ZM24 90H25V87H24ZM26 90V91H27ZM86 90V89H85ZM128 90V89H127ZM126 90V91H127ZM134 90V89H133ZM131 91V90H128V91H130L129 92V94L130 93H133L135 96H131V97H133V99L134 100H129L128 102H131V106L133 107V108H136L137 110L138 109H146V110H149V111H151V112H154V113H156V114H158V115H161L162 116V114H163V111L165 110H163V106H159L158 105V102H157V104L155 103V104H153L154 102H155V99H154V102L153 103H151L150 101V95H147V94H145L144 93V91L143 90H140V88H139V90H137L136 88H135V90L134 91ZM147 90V89H146ZM145 90V91H146ZM157 90V88L155 89V91ZM162 90H160V94H163L162 93ZM166 89H164V91H165ZM2 90H0V93L1 94H5V92H3ZM100 91V90H99ZM116 91V90H115ZM119 90H117V92H118ZM149 91H147V92H149ZM153 91H154V89H153ZM163 91V92H164ZM77 94H76V93ZM92 92H94V90L92 91ZM97 92V91H96ZM112 92H114V91H112ZM112 92H110V93H112ZM123 92V91H122ZM157 92V91H156ZM165 92H167V90L165 91ZM8 93V92H7ZM25 93V95H23ZM32 93V94H33ZM41 93V92H40ZM109 93V92H108ZM116 93V92H115ZM115 93H112V94H115ZM151 94L153 93V92H150ZM167 93H169V91L167 92ZM18 94V95H17ZM20 93H16V94H8L9 96H11V97H13V99L11 98V100L13 101V102H15L14 104H21V105H23V104H25V101H27V96L26 95H28V93H26V92H23V94H21V95H19ZM30 94V93H29ZM32 94H31V96H32ZM33 94V95H34ZM96 94H98V93H96ZM95 94V95H96ZM102 94H104V92L102 93ZM101 94V95H102ZM121 94H123V93H121ZM126 94V92L124 93V95ZM132 94V95H133ZM155 94V93H154ZM157 94V93H156ZM35 95H37V94H35ZM41 95V94H40ZM52 95V94H51ZM99 95H100V92H99ZM105 95H107V94H105ZM116 95V94H115ZM7 96V95H6ZM6 96H5V98H6ZM30 96V95H29ZM31 96H30V98H31ZM89 96V95H88ZM87 96V97H88ZM97 96V95H96ZM103 96V95H102ZM113 96V95H112ZM119 96H120V93H119ZM130 96V95H129ZM150 96V97H149ZM164 96V95H163ZM162 96V97H163ZM1 97V96H0ZM2 97H4V96H2ZM1 97V98H2ZM33 97H35V96H32V98ZM36 97H38V95L36 96ZM36 97H35V99H36ZM41 97V96H40ZM43 97H46V95L45 96H43ZM43 97H42V99H43ZM49 97H51L50 95H49ZM49 97H46V98H48L49 99ZM53 97V96H52ZM72 97V98H73ZM93 98L92 99H94V96H92ZM107 96H105V98H106ZM109 97V96H108ZM116 97H117V95H116ZM126 98H127V96H125ZM125 97L123 98V100L125 99ZM135 97V98H134ZM167 97V96H166ZM5 98H4V100H5ZM10 98V97H9ZM30 98L28 97V101H30ZM31 98V99H32ZM62 98H64V97H62ZM75 98V97H74ZM88 98H91V97H88ZM100 98H102V97H100ZM110 98H111V96H110ZM155 98V97H154ZM158 98V97H157ZM34 99V98H33ZM33 99H32V101H33ZM39 99V98H38ZM41 99V98H40ZM48 99H46V101H43V100H45V99H43L42 101L43 102H46V103H41L40 105H41V107H42V105L43 106H45V108H43V113H44V115L45 114H47L46 116H49V113H50V110H57V108H58V106H55L57 103L56 102H59V101H53V103H56L55 105H52V104H50V103H47V100ZM53 99H54V97H53ZM59 99V98H58ZM67 99H69V98H67ZM95 99H96V97H95ZM104 99V98H103ZM113 99V98H112ZM129 99V98H128ZM0 100H2V99H0ZM4 100H2L3 102H5ZM10 100V99H9ZM56 100V99H55ZM65 100V99H64ZM63 100V101H64ZM102 100V99H101ZM106 100V99H105ZM108 100H109V98H108ZM107 100V101H108ZM117 100H118V97H117ZM116 100V101H117ZM122 100V101H123ZM153 100V99H152ZM158 100V99H157ZM163 100V99H162ZM161 100V101H162ZM27 101V102H28ZM38 101V100H37ZM67 101V100H66ZM65 101V102H66ZM71 101V100H70ZM104 101V100H103ZM116 101L114 102V104L116 103ZM120 101V100H119ZM159 101H160V99H159ZM12 102V103H13ZM49 102V101H48ZM50 102H52V98H51V101ZM69 102V101H68ZM72 102V101H71ZM70 102V103H71ZM82 102H84V104L82 103ZM89 102L91 103V100H89ZM92 102H95V101H92ZM124 102V101H123ZM162 102H164V101H162ZM173 102V101H172ZM6 103H8L7 104V106H10L9 105V103L11 104V102H6ZM29 103H31V102H29ZM39 103H40V101H39ZM67 103V102H66ZM69 103V104H70ZM72 103V104H73ZM105 103V102H104ZM109 103V102H108ZM112 103V102H111ZM4 104V103H3ZM34 104H36V101L34 102ZM58 104H60V103H58ZM93 104V103H92ZM96 104V103H95ZM103 104V103H102ZM121 104H123V103H121ZM129 104V103H128ZM172 104H174V103H172ZM6 105V104H5ZM18 105V106H19ZM29 105V104H28ZM37 105V104H36ZM39 105V104H38ZM61 105V104H60ZM64 105V104H63ZM68 105V104H67ZM90 105V104H89ZM99 104L97 103V105L96 106H98ZM105 105V104H104ZM104 105H102V106H104ZM108 105H111V104H108ZM107 105V106H108ZM124 105H125V103H124ZM130 105V104H129ZM161 105V104H160ZM176 105V104H175ZM11 106H12V104H11ZM27 106V105H26ZM64 106H66V105H64ZM73 106V105H72ZM165 106H167V105H165ZM178 106V105H177ZM13 107H15V106H13ZM16 107H17V105H16ZM23 107V106H22ZM25 107V106H24ZM32 107V106H31ZM39 108H40V106H38ZM57 107V108H56ZM86 107V108H85ZM89 108H90V106H88ZM94 107V106H93ZM101 107V106H100ZM115 107V105L113 106V108ZM117 107V106H116ZM123 107V106H122ZM125 107V106H124ZM123 107V108H124ZM126 107H127V105H126ZM125 107V108H126ZM169 107V106H168ZM21 108V107H20ZM26 108H28V107H26ZM39 108H38V110H39ZM99 108V107H98ZM104 110H106L104 107H102ZM120 108H121V106H120ZM132 108V109H133ZM179 108H181L180 107V105H179ZM61 109V108H60ZM64 109H66V107H64ZM69 109V108H68ZM90 109H92V108H90ZM112 109V108H111ZM110 109V110H111ZM117 109V108H116ZM132 109H130L129 108V110H127L128 111V113H129V111H131V112H133V110ZM135 109V110H136ZM184 109V108H183ZM24 109H22V110H20V111H23ZM34 111H36L35 109H33ZM37 110V112L36 113H39V111ZM70 110H68L69 111V113H70ZM94 110V109H93ZM113 110V109H112ZM111 110V111H112ZM115 110V109H114ZM113 110V111H114ZM126 110V109H125ZM136 110V111H137ZM145 110V111H146ZM167 110V109H166ZM165 110V111H166ZM1 111V110H0ZM16 111V110H15ZM19 111V112H20ZM25 111H26V109H25ZM28 111V110H27ZM49 111V112H48ZM54 111V112H55ZM58 111H59V109H58ZM60 111H62V110H60ZM59 111V112H60ZM112 111V112H113ZM118 111V110H117ZM117 111H114V112H117ZM122 111H124V110H122ZM142 111V110H141ZM141 111H139L140 113H142ZM145 111H143V112H145ZM171 111V110H170ZM169 111V112H170ZM4 112V111H3ZM19 112L17 113V115L19 114ZM30 112V111H29ZM33 112V111H32ZM32 112H30V113H28V112H24L23 111V113H25V114H29L30 116H27V115H24L23 113V115H21L20 117L18 116V117H16V118H21V117H23L24 119H29V120H32V121H35V124H36V121L37 120H39L40 118H37V117H31V115L32 114H34V113H32ZM67 112V111H66ZM65 112V113H66ZM106 111H102V113H105ZM112 112H110V113H112ZM175 112V111H174ZM6 113V112H5ZM42 113V114H43ZM56 113H58V112H56ZM71 113H70V115H71ZM86 113V114H87ZM98 113V114H99ZM109 113V112H108ZM109 113V114H110ZM125 113H127V112H125ZM134 113V112H133ZM149 113V112H148ZM147 113V114H148ZM172 113V112H171ZM176 113H177V115H178V117H176L177 119L178 118H180V115H183V112L181 111V110H177L176 111ZM186 113H187V111H186ZM16 114V113H15ZM21 114V113H20ZM41 114V113H40ZM53 114H55V113H53ZM107 113H105L104 115H106ZM114 113H112V115H113ZM166 114V113H165ZM167 114H168V112H167ZM184 114H185V112H184ZM13 115V114H12ZM38 115V114H37ZM36 115V116H37ZM44 115H42V116H44ZM63 115V114H62ZM73 115V114H72ZM79 115H77L76 114V116H79ZM123 115L125 116V114L123 113ZM130 115V114H129ZM132 115V114H131ZM137 115V114H136ZM135 115V116H136ZM140 115V114H139ZM145 115L146 114H144V117L143 118H146L145 117ZM188 115H190L189 113H188ZM33 116V115H32ZM51 116V115H50ZM49 116V117H50ZM67 116V115H66ZM116 116V115H115ZM133 116H134V114H133ZM143 116V115H142ZM147 116V115H146ZM149 116H151L150 114H149ZM148 116V117H149ZM165 116V115H164ZM169 116H171V114L169 115ZM174 116V115H173ZM172 116V117H173ZM191 116H193V115H191ZM41 117V116H40ZM100 117V116H99ZM103 117H105V116H103ZM107 117V116H106ZM112 117V116H111ZM121 117V116H120ZM127 117V116H126ZM128 117H130V116H128ZM152 117V116H151ZM151 117H149L150 119V121H151ZM160 117V116H159ZM190 117V116H189ZM3 118V117H2ZM13 118H15V115H14V117ZM66 118V117H65ZM67 118H69V116L67 117ZM70 118H75L74 116H72V117H70ZM113 118H114V115H113ZM118 117H116V119H117ZM124 118V117H123ZM134 118L135 117H133V119H132V121L134 120ZM142 118V117H141ZM155 118V117H154ZM171 118V117H170ZM185 118V117H184ZM193 118V117H192ZM48 119V118H47ZM97 119H98V117H97ZM96 119V120H97ZM101 119V118H100ZM103 119V118H102ZM108 119H109V115H108ZM107 119V120H108ZM125 119V118H124ZM129 119V118H128ZM127 119V120H128ZM157 119V118H156ZM169 119V118H168ZM19 120V119H18ZM22 120V119H21ZM41 120V119H40ZM43 120V119H42ZM41 120V121H42ZM67 120V119H66ZM65 120V121H66ZM96 120H94L95 122H96ZM120 120H121V118H120ZM126 120V119H125ZM181 120V119H180ZM3 121V120H2ZM1 121V122H2ZM6 121V120H5ZM9 121V120H8ZM7 121V122H8ZM11 121V120H10ZM17 121V120H16ZM16 121L14 122V123H16ZM40 121V122H41ZM46 121V120H45ZM103 121H105L104 119H103ZM102 121V122H103ZM113 121H115V119L113 120ZM117 121V123H118V121H119V119L118 120H116ZM132 121H130V122H132ZM142 121H143V119H142ZM145 121V120H144ZM150 121H148L149 123H150ZM168 121V120H167ZM175 121H176V119H175ZM190 121V120H189ZM18 122H20L21 123V121H18ZM17 122V123H18ZM23 122V121H22ZM39 122V121H38ZM74 122V121H73ZM76 122V121H75ZM99 122V121H98ZM111 121H109V123H110ZM127 122V121H126ZM147 122V121H146ZM158 122V121H157ZM172 123H174L173 121H171ZM177 122V121H176ZM3 123H4V121H3ZM14 123H12V124H14ZM23 123H26V121H24ZM53 123V121L50 123V126H51V124ZM57 123H59V121L57 122ZM101 123V122H100ZM107 123V122H106ZM112 123H114V122H112ZM120 123V122H119ZM134 123V122H133ZM145 123V122H144ZM149 123H147V125L149 124ZM156 123V122H155ZM159 123V122H158ZM157 123V124H158ZM161 123H162V121H161ZM161 123H159V124H161ZM164 123H165V121H164ZM5 124H6V122H5ZM12 124H10L9 123V125H11V126H14V125H12ZM29 124H30V122H29ZM33 124V123H32ZM62 124H63V122H62ZM66 124V123H65ZM150 124H152V123H150ZM149 124V125H150ZM153 124H154V122H153ZM152 124V125H153ZM155 125V126H159V125ZM171 124V123H170ZM8 125V124H7ZM7 126L9 129H10V126ZM24 125V124H23ZM40 125H41V123H40ZM39 125V126H40ZM49 125V124H48ZM47 124H46V127L48 126ZM53 125V124H52ZM75 125V124H74ZM73 125V126H74ZM101 125H103V124H101ZM101 125H98V126H101ZM106 125H108V128H109V124H106ZM115 125V124H114ZM123 125V124H122ZM126 125V124H125ZM124 125V126H125ZM169 125V124H168ZM167 125V126H168ZM16 126H17V124H16ZM32 126V125H31ZM30 126V127H31ZM39 126H38V128H39ZM116 126V125H115ZM118 126V125H117ZM171 126V125H170ZM186 126V125H185ZM201 126V125H200ZM205 126V125H204ZM2 127V126H1ZM27 127V126H26ZM26 127H25V129H26ZM41 127V126H40ZM45 127V126H44ZM44 127H42V128H44ZM61 127V126H60ZM59 127V128H60ZM65 127V126H64ZM103 127V126H102ZM154 127V126H153ZM4 129L6 128L5 127V125H4V127H3ZM7 128V129H8ZM12 128V127H11ZM41 128V129H42ZM53 128H55V127H53ZM56 128H58V127H56ZM66 128L67 129H69L70 127H67L66 126ZM72 128V127H71ZM120 128H121V123H120ZM120 128L118 129V130H120ZM127 128H129V127H127ZM130 128H131V126H130ZM134 128V127H133ZM133 128H132V130H133ZM164 128V127H163ZM173 128V127H172ZM175 128V127H174ZM40 129V128H39ZM38 129V130H39ZM46 129V128H45ZM44 129V130H45ZM48 129V128H47ZM51 129V128H50ZM62 129V127L60 128V130ZM66 129V130H67ZM97 129H98V127H97ZM103 129V128H102ZM114 129V128H113ZM124 129V128H123ZM135 129V128H134ZM136 129L134 130V131H136ZM169 129H171V128H169ZM168 129V130H169ZM16 130V129H15ZM23 130V129H22ZM27 130V129H26ZM29 130V129H28ZM38 130H37V132H36V134L38 133ZM43 130V129H42ZM53 129H51L49 132H51ZM55 130V129H54ZM59 130V131H60ZM70 130V129H69ZM69 130H67V131H69ZM110 130V129H109ZM108 130V131H109ZM116 130V129H115ZM127 130V129H126ZM164 130V129H163ZM165 130H166V127H165ZM1 131V130H0ZM32 131V130H31ZM36 131V130H35ZM47 132H48V130H46ZM58 131V132H59ZM63 131H64V128H63ZM66 131V132H67ZM98 131V130H97ZM107 131V130H106ZM128 131V130H127ZM131 131V130H130ZM2 132V131H1ZM3 132H5V131H3ZM41 132H44L43 134H45V131H41ZM40 131H39V133H41ZM116 132V131H115ZM132 132V131H131ZM137 132V133H138ZM9 133V132H8ZM12 133V132H11ZM53 133H54V135H52V133H51V135L52 136H57V137H59L58 136V133H57V131H53ZM64 133H65V131H64ZM64 133L63 132H60V144L62 143L63 144V146H65L67 143H63V135H64ZM68 133V132H67ZM77 133H75V134H77ZM102 133V132H101ZM100 133V134H101ZM191 132H186L185 133V136H188L189 134H190ZM203 133V132H202ZM210 133V132H209ZM29 134H30V132H29ZM35 134V135H36ZM48 134V133H47ZM66 134V133H65ZM71 134H74V132L73 133H71ZM119 134V133H118ZM194 134H195V132H194ZM206 134H208V133H206ZM205 134V136H207ZM32 135V134H31ZM38 135V134H37ZM41 135V134H40ZM69 134H67V136H68ZM197 136H199L200 134H196ZM202 135V134H201ZM27 136V135H26ZM34 136V134L32 135V137ZM67 136L65 137V138H67ZM203 136V135H202ZM201 136V138H203ZM204 136V137H205ZM1 137V136H0ZM30 137V136H29ZM69 137H70V135H69ZM68 137V138H69ZM103 137V136H102ZM101 137V138H102ZM128 137H130V136H128ZM10 138V137H9ZM18 138V137H17ZM36 137H34L33 139H35ZM56 138V137H55ZM55 138H53L52 137V139L54 140ZM64 138V139H65ZM72 138V137H71ZM148 138L149 139H152V140H150V142L148 143L147 142V140H148ZM185 138V137H184ZM194 138V137H193ZM197 138V137H196ZM200 138V139H201ZM207 138V137H206ZM70 139V138H69ZM103 139V138H102ZM101 139V140H102ZM121 139V138H120ZM199 139V138H198ZM7 140L8 139H6V142H7ZM21 140V139H20ZM19 140V141H20ZM27 140V139H26ZM67 140V139H66ZM65 140V141H66ZM71 140V139H70ZM132 140V139H131ZM202 140V139H201ZM11 141V140H10ZM55 141H56V139L54 140V143H55ZM57 141H58V139H57ZM68 141V140H67ZM66 141V142H67ZM74 141H75V139H74ZM118 141V140H117ZM116 141V142H117ZM137 141V140H136ZM149 141V140H148ZM199 141V140H198ZM2 142V141H1ZM6 142L4 143V144H6ZM101 142V141H100ZM115 142V141H114ZM141 142V141H140ZM202 142V141H201ZM205 142V141H204ZM204 142H202V143H204ZM8 143H11V142H9L8 141ZM12 143H13V141H12ZM34 143V142H33ZM57 143V142H56ZM68 143H69V141H68ZM105 143V142H104ZM104 143H103V145H104ZM119 143V142H118ZM197 143V142H196ZM199 143V142H198ZM3 144V145H4ZM59 144V143H58ZM58 144H56L58 147H59V145ZM62 144H61V146H62ZM65 144V145H64ZM252 144L253 143H251L250 144V146H248V147H251L252 146ZM1 145V144H0ZM2 145V146H3ZM44 145V144H43ZM105 145H106V143H105ZM104 145V146H105ZM114 147H115V145L114 144H112ZM119 145V144H118ZM139 145V144H138ZM137 145V146H138ZM210 145V144H209ZM2 146H0V147H2ZM6 146V145H5ZM17 146V145H16ZM103 146V147H104ZM123 146L124 145H122V148H123ZM167 146H169V148L171 149V150H169L168 149V147ZM129 147V146H128ZM130 147V149H132ZM140 147V146H139ZM255 146H253V149H255L254 148ZM3 148V147H2ZM5 148V147H4ZM8 148V147H7ZM14 148V147H13ZM12 148V149H13ZM36 147H34V149H35ZM62 149L64 148V147H61ZM66 149L68 148V147H65ZM65 148L63 149V151L62 152H64L65 151ZM117 148V147H116ZM124 148H126V147H124ZM136 148H138V147H136ZM142 148H139V149H142ZM1 149V148H0ZM15 149V148H14ZM19 149H21V148H16L15 150H10V153L8 154V156H6V157H4V158H2V159H0V167H1V165H3L4 163H11V162H13L14 161V159L16 158L17 159V156H18V154L20 153L19 151ZM33 148H32V150H34ZM48 149V148H47ZM54 149V148H53ZM52 149V150H53ZM112 149H114L113 147H112ZM120 149V148H119ZM138 149V150H139ZM145 149V150H146ZM196 149H198V147H196ZM248 149H250V148H248ZM4 150V149H3ZM46 150V149H45ZM57 150H59V148L57 149L56 148V150L55 151H57ZM61 150V149H60ZM68 150V149H67ZM71 150H72V148H71ZM117 150H118V148H117ZM121 150V149H120ZM119 150V151H120ZM127 151H128V149H126ZM134 150V151H135ZM199 150V149H198ZM43 151V150H42ZM47 151V150H46ZM69 151H70V149H69ZM119 151H117L118 152V155H119ZM123 151V150H122ZM133 150H131V152H132ZM133 151V152H134ZM141 151H144L143 149L141 150ZM151 151H152V149H151ZM151 151H149V152H151ZM170 151V152H169ZM254 151V150H253ZM252 150H251V152H253ZM32 152V151H31ZM54 152V151H53ZM61 152V151H60ZM60 152H59V156L62 154V152H61V154H60ZM70 152H72V151H70ZM70 152H68V153H70ZM132 152V153H133ZM153 152V151H152ZM200 153H202L201 151H199ZM248 152V151H247ZM258 152V151H257ZM1 153H2V151H1ZM22 153V152H21ZM27 153V152H26ZM30 152L28 151V154H29ZM33 153V152H32ZM31 153V154H32ZM46 153V152H45ZM44 153V154H45ZM64 153H66V151L64 152ZM63 153V154H64ZM121 153V152H120ZM4 155H5V153H3ZM28 154H27V157H29V156H31V154H29V156H28ZM43 154V155H44ZM62 154V157H64L65 155H63ZM109 154H110V152H109ZM112 154V153H111ZM152 154V153H151ZM150 154V155H151ZM153 154H154V152H153ZM249 154H250V152H249ZM248 154V155H249ZM252 154V156H253V153H251ZM251 154H250V157H251ZM55 155H57V152H55ZM201 155V154H200ZM1 156H2V154H1ZM25 156H26V154H25ZM22 157V160H20V161H18V162H16L15 164H11V166L9 167L10 169H11V171L9 172V169H8V171L6 170V172L5 171H3V172H0V174L2 175V177H1V180L0 181H2V183H8V182H10L12 179H13V182H14V178H15V176L17 175V172H19V171H22V169L21 170H19L21 167H23L24 165V163L26 162L27 164H30L29 162V160L27 159V157ZM45 156V155H44ZM47 156V155H46ZM255 156V155H254ZM43 157V156H42ZM61 157V156H60ZM60 157H57V158H54L55 160L57 159V160H59L57 163H59V162H64L66 159H67V154H66V156H65V158H64V161L63 160H61V159H58V158H60ZM61 157V158H62ZM69 157V158H70ZM112 157V156H111ZM249 157V158H250ZM43 158H45V157H43ZM48 158H49V156H48ZM46 159V162H47V160H49V159ZM202 158V157H201ZM53 159V160H54ZM251 159V158H250ZM41 160V159H40ZM43 160V159H42ZM41 160V161H42ZM52 160V161H53ZM28 161V162H27ZM45 161V160H44ZM50 161H51V159H50ZM36 162V161H35ZM54 162V165H55V161H53ZM43 164H44V166H45V163L44 162H42ZM65 163V162H64ZM69 162H66V164H68ZM47 164H48V162H47ZM112 164V165H111ZM210 164V163H209ZM212 164V163H211ZM26 165V164H25ZM48 165H50V163L48 164ZM41 166L43 167V165L41 164ZM40 166V167H41ZM28 167H29V165H28ZM40 167L36 170V171H38L39 169H40ZM41 167V168H42ZM46 167H47V165H46ZM55 167V166H54ZM210 167V166H209ZM26 168V167H25ZM30 168H32L31 166H30ZM45 168V167H44ZM43 168V169H44ZM43 169H40L39 171L42 173L43 171ZM46 170L48 169V167L47 168H45ZM44 169V170H45ZM27 170L29 171V173H30V170H29V168H27ZM26 170V171H27ZM50 171H51V169H49ZM49 170H47V172L49 171ZM208 170H209V168H208ZM207 170V171H208ZM23 171H24V173L26 172L25 171V169H23ZM22 171V172H23ZM38 171V172H39ZM211 171H212V167H211V170L209 171L210 173H211ZM37 172V173H38ZM40 172L38 173V174H40ZM44 172H46V171H44ZM42 173V174H40L39 176H42V175H44L43 177H45L46 176V174L47 175H49V173H47L46 172V174L45 173ZM208 172V173H209ZM29 173L27 172V174L29 175ZM210 173H209V175H210ZM20 175V174H19ZM51 176H49V177H51ZM211 176H212V174H211ZM18 177V176H17ZM16 177V178H17ZM20 177V176H19ZM48 178V177H47ZM20 179V178H19ZM42 179V178H41ZM45 179V178H44ZM50 179L51 178H49V181H50ZM78 179V182L76 183L75 181ZM43 180V179H42ZM41 180V181H42ZM43 182V181H42ZM45 183V182H44ZM44 183H43V185L42 186H45L44 185ZM76 183V184H75ZM79 183V185L81 186H77V184ZM1 184V183H0ZM9 184H12V183H9ZM17 184V183H16ZM42 184V183H41ZM4 185H6V184H3V186ZM228 185V184H227ZM1 186V185H0ZM49 187V186H48ZM47 187V188H48ZM67 187H71V188H73L71 191H67V189H69V188H67ZM8 188H9V186H8ZM41 188V187H40ZM40 188H39V190H40ZM44 188V187H43ZM46 188V187H45ZM46 188V189H47ZM52 188H48V189H52ZM54 188V189H55ZM78 188H79V190H81L80 192H81V194H80V192H79V190H78ZM0 189H2L1 187H0ZM5 189V188H4ZM48 189L46 190V192H48ZM6 190V189H5ZM45 190V189H44ZM3 191V190H2ZM41 191V190H40ZM43 191V190H42ZM41 191V192H42ZM4 192V191H3ZM43 192H45V191H43ZM45 192V193H46ZM52 192H54L53 190H52ZM5 193V192H4ZM47 194V193H46ZM51 194V193H50ZM214 194V193H213ZM2 195H4V194H2ZM6 196V195H5ZM47 196V195H46ZM45 196V198H47ZM219 196H222V193H221V195H219ZM1 197V196H0ZM7 197V196H6ZM49 197H50V195H49ZM55 197V196H54ZM213 197V196H212ZM57 198H55V199H57ZM221 199L223 198V197H220ZM6 198L4 197V200H5ZM8 199V198H7ZM212 199V198H211ZM1 200V199H0ZM3 200V201H4ZM51 200V199H50ZM53 200V199H52ZM7 201V200H6ZM47 201V200H46ZM57 201V200H56ZM55 200H54V202H56ZM202 201V202H201ZM225 201V200H224ZM262 201V200H261ZM209 202V201H208ZM208 202H207V204H208ZM53 203V202H52ZM257 203H259V202H257ZM4 204V203H3ZM50 204V203H49ZM197 204V203H196ZM209 204H210V202H209ZM2 205V204H1ZM10 205V204H9ZM199 205V203L196 205V207ZM221 205H223V203L221 204ZM11 206V208H12V205H10ZM52 206V205H51ZM51 206H50V208H51ZM90 206H92L95 210H97L96 211V213H94V214H91L90 215V213L92 212V210H91V212H90V209L92 208H90L89 209V207ZM203 206V205H202ZM205 206V205H204ZM203 206V207H204ZM208 206H210V205H208ZM208 206H207V208H208ZM217 206V205H216ZM215 206V207H216ZM8 207V206H7ZM38 207H39V209L40 210H42V212H43V215H39V213L41 212H37L38 213V215H36V211L38 210ZM222 207V206H221ZM10 207H9V211L11 210V211H13L12 209H11ZM200 208V207H199ZM224 208V207H223ZM223 208H222V210H223ZM14 209V208H13ZM231 208H229V206H228V209L227 210H229V211H227V214H226V216L228 215V216H230V215H232L231 214V210H230ZM253 206L252 207H250V208H248V212L246 211H244V214L242 213L243 211H241V213H242V218H243V215H245V214H247V213H253L252 211H253ZM0 210H1V208H0ZM207 210V209H206ZM205 210V213L207 212ZM219 210H220V206H219V208H214V211L215 212H219ZM232 210H233V207H232ZM10 211V212H11ZM236 211V210H235ZM238 211V210H237ZM263 211V210H262ZM93 212H95V211H93ZM200 212V211H199ZM240 212V211H239ZM239 212H236L237 214L239 213ZM12 213V212H11ZM10 213V214H11ZM21 213V212H20ZM233 213V212H232ZM203 214V213H202ZM250 214V215H251ZM18 215V216H19ZM93 215V216H92ZM201 215V214H200ZM236 215V214H235ZM239 215V214H238ZM238 215H236V216H238ZM248 215V214H247ZM263 215V214H262ZM202 216V215H201ZM234 216V215H233ZM233 216H230V220L232 221L233 219H232V217ZM10 217H11V215H10ZM58 217H65L66 218V221H64V222H67V224H70V226H69V228L70 229H67V230H65L64 228H63V226H64V224L63 225H61L62 227L60 228L59 226H58ZM193 217V216H192ZM198 217H199V215H198ZM197 217V218H198ZM239 217H240V215H239ZM245 217V216H244ZM264 217V216H263ZM64 218V219H65ZM92 218V219H91ZM196 217L194 218L193 217V219H197ZM218 218V217H217ZM238 218V217H237ZM242 218H239V220L238 221H240L241 222V220H242ZM63 219V220H64ZM67 219H69V221L67 220ZM90 219H91V221H93V222H91L90 221ZM201 219H203V217L201 218ZM228 219V220H229ZM235 219H236V217H235ZM241 219V220H240ZM260 219V218H259ZM206 220V219H205ZM208 220V219H207ZM215 220H216V217H215ZM214 220V221H215ZM12 221V220H11ZM85 223H84V222ZM221 221H223V219L221 220ZM243 221H244V218H243ZM63 222V223H64ZM192 222V223H191ZM204 222V221H203ZM263 222V220H262V217H261V219L260 220H255V221H253L252 223H256V227L253 229V231H252V233L250 232V233H248V237L250 236V238H253L254 239V237L255 236H257L258 237V239H259V236H260V234H261V231H264L263 229H261V223ZM61 223V222H60ZM74 223V224H73ZM207 223H208V221H207ZM212 223V222H211ZM230 224H231V222H229ZM235 223V222H234ZM252 223H250V225L252 224ZM66 224V223H65ZM73 224V225H72ZM83 224L85 225L86 224V226H87V224H89V225H91L90 227H89V225L87 226V228H84V226H83ZM11 225V226H10ZM13 225V226H12ZM51 226L52 228H53V230H51V231H53V232H55V233H53V232H51V234H52V236H53V238H52V236H51V238L50 239H48L49 237L48 236H50V235H48L49 233H48V230H49V227L48 226ZM60 225V224H59ZM75 225V226H74ZM101 225H102V223H101ZM104 225V224H103ZM102 225V229L104 228V226ZM108 225V224H107ZM114 225V227H116ZM234 225V224H233ZM239 225V224H238ZM244 225V224H243ZM249 225V226H250ZM66 226V225H65ZM85 226V227H86ZM50 227V228H51ZM67 227H68V225H67ZM111 227V228H110ZM110 227H106V228H110V230L112 229V227L113 226H110ZM207 228H206V232H203V231H200V232H202V233H200V234H198V236H207V233L209 232V226H206ZM246 227V226H245ZM66 228V227H65ZM93 228H91V230H92ZM116 229V228H115ZM205 230V229H204ZM211 230V229H210ZM106 231V230H105ZM113 231V230H112ZM111 231V232H112ZM116 231V230H115ZM247 231V230H246ZM91 232V231H90ZM93 232V231H92ZM111 232H109L110 234H111ZM246 233V232H245ZM54 234V235H53ZM90 234H93V233H90ZM95 234V233H94ZM96 234H99V233H97L96 232ZM115 234V232H113L111 235H114ZM264 234V233H263ZM246 235V234H245ZM90 236H92V235H90ZM109 237H107V238H110V235H108ZM191 236V235H190ZM189 236V237H190ZM247 236V235H246ZM74 237H76V239H80L81 240V242L83 243V248H82V250H83V252H82V254L81 253H78V249L76 250V246L74 247V244H72V243H74V242H76V241H72V239H74ZM106 237V236H105ZM113 237V236H112ZM188 237V238H189ZM196 237V236H195ZM263 238H264V235H263ZM63 239H65V242L64 243H66L65 245L66 246H63ZM75 240V239H74ZM95 242V241H97V243L95 242V243H93V242ZM110 241V242H111ZM262 241L264 242V239H262ZM80 242V243H81ZM101 242V243H102ZM109 242V243H110ZM192 242V241H191ZM107 244L106 245H108V242H106ZM188 243V242H187ZM110 245H112V244H110ZM109 245V246H110ZM67 246H69V248H70V251H67ZM112 246V247H113ZM92 247H95V248H97V249H93ZM117 247V246H116ZM92 248V249H91ZM116 249V248H115ZM164 249V248H163ZM108 250H114V249H108ZM33 251V250H32ZM36 251H38V250H36ZM111 251V252H112ZM121 251V252H122ZM41 252V251H40ZM111 252H109V253H111ZM114 252H115V250H114ZM32 253V252H31ZM38 253V255H40V254H42V253H40L39 254V251L37 252ZM163 253V252H162ZM108 254V253H107ZM113 254H115V253H113L112 252V255ZM34 255H36L35 254V252H34ZM124 255H122V256H124ZM129 255H131V253L129 254ZM5 256V257H6ZM8 256H7V258H8ZM31 256V255H30ZM111 256V255H110ZM34 257V256H33ZM112 257V256H111ZM158 257V256H157ZM10 258V257H9ZM28 258V257H27ZM106 258H109V257H106ZM159 258V257H158ZM158 258H156V262H157V259ZM4 259V260H3ZM11 259V258H10ZM28 259H30V258H28ZM34 259V258H33ZM1 260H2V262H1ZM0 260V264H5V263H3L6 259L5 258H2ZM36 260V259H35ZM38 260V259H37ZM11 261V260H10ZM9 261V263H14L15 261H14V259L12 260V262H10ZM14 261V262H13ZM31 261V260H30ZM29 261V262H30ZM114 261V260H113ZM18 262V264H20L19 263V261H17ZM31 262H33V261H31ZM9 263H7V264H9ZM115 263H117V262H115ZM115 263H113V264H115ZM15 264V263H14ZM31 264H40V263H37V261H35V262H33V263H31Z\"/></svg>", "mask_w": 264, "mask_h": 264}, {"label": "flooded vegetation", "instance_id": "flooded-vegetation-1", "mask_svg": "<svg viewBox=\"0 0 264 264\" xmlns=\"http://www.w3.org/2000/svg\"><path fill=\"white\" fill-rule=\"evenodd\" d=\"M249 1H250V0H241V7H242L243 9H246V7H247ZM263 11H264V8H263ZM247 12H248L249 15L254 14V8H253V7H249V8H247Z\"/></svg>", "mask_w": 264, "mask_h": 264}]
</instances>
